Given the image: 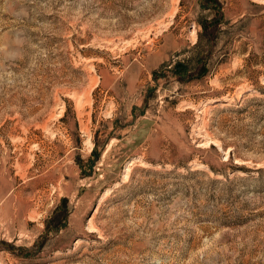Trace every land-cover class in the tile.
I'll return each mask as SVG.
<instances>
[{"label":"rangeland","instance_id":"374dc122","mask_svg":"<svg viewBox=\"0 0 264 264\" xmlns=\"http://www.w3.org/2000/svg\"><path fill=\"white\" fill-rule=\"evenodd\" d=\"M0 264H264V0H0Z\"/></svg>","mask_w":264,"mask_h":264}]
</instances>
